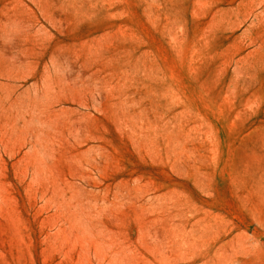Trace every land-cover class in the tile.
<instances>
[{
  "label": "rangeland",
  "instance_id": "374dc122",
  "mask_svg": "<svg viewBox=\"0 0 264 264\" xmlns=\"http://www.w3.org/2000/svg\"><path fill=\"white\" fill-rule=\"evenodd\" d=\"M0 264H264V0H0Z\"/></svg>",
  "mask_w": 264,
  "mask_h": 264
}]
</instances>
